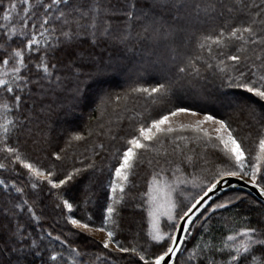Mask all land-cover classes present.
Returning <instances> with one entry per match:
<instances>
[{
	"label": "snow or ice",
	"instance_id": "1",
	"mask_svg": "<svg viewBox=\"0 0 264 264\" xmlns=\"http://www.w3.org/2000/svg\"><path fill=\"white\" fill-rule=\"evenodd\" d=\"M113 73L127 75L123 93L105 86ZM210 87L250 96L225 116L180 95ZM90 97L96 126L54 144L53 113ZM97 158L99 219L90 197L65 195L103 172ZM0 176V264H264V199L232 183L264 198V0H0ZM48 199L70 228L29 229ZM130 200L143 233L122 226Z\"/></svg>",
	"mask_w": 264,
	"mask_h": 264
},
{
	"label": "trees",
	"instance_id": "2",
	"mask_svg": "<svg viewBox=\"0 0 264 264\" xmlns=\"http://www.w3.org/2000/svg\"><path fill=\"white\" fill-rule=\"evenodd\" d=\"M144 80L148 83L152 82V77L150 74H145ZM105 86L109 91L114 93H123L129 86V79L127 75L122 74H110L106 79ZM224 93H227L226 95ZM183 96L186 103H192L194 105L203 106L209 110H212L221 115H233L236 112V105L232 103L233 100L248 97L250 94L243 93L242 90H218L215 88H207L201 97H193L191 93L185 95L183 92L180 93ZM256 98H252L249 102L255 101ZM136 105L139 110L144 111L152 110V106L145 99L140 98L136 101ZM258 106V105H257ZM95 105L92 103L91 97L89 100L82 104L76 111L65 114L64 112H56L50 118L51 122V132L50 136L54 144H58L60 147H63L64 140L74 131H80L86 134L87 128L89 126L95 127L99 116V113L95 110ZM147 114V113H146ZM114 127L116 125L115 114L112 116ZM124 127H127V121H124ZM123 134V132H121ZM90 141L88 143H81L78 146L74 147V151L77 159H82L84 156L90 155V152H86L85 149H88L90 146ZM83 154V155H82ZM97 168H103L101 171H93L89 169L84 172L82 175L75 178L74 181L70 182V185L65 191V195L68 198H71L77 204H80L86 197L91 198V202L88 204V210L92 212L97 219H99L100 212L102 207L106 205V189L103 186L107 183L108 180V171L106 167V160L97 158ZM72 160L69 159L65 162L64 167H70ZM79 166V165H77ZM145 170H140L137 182L142 186L143 177ZM0 178H3L0 176ZM135 191V190H134ZM229 193L233 190L229 189ZM235 191H242L243 193L248 194L252 199H255L250 193L242 189H235ZM48 207L45 209L40 225L35 223L29 225V229H35L36 231L40 230L42 226L44 229L50 230V225H53L56 220H59L61 228H70V225H66L63 219L57 214L56 211H53L52 205L54 199H48L44 201ZM138 201L130 200L127 206L121 209V223L125 231L131 232H141L146 229V218L141 210L136 207ZM254 207V206H253ZM82 212H78L77 215H82ZM137 221V225L132 227V223ZM77 243L81 246H86L90 251H97L96 246L90 242L89 239H86L84 236H81Z\"/></svg>",
	"mask_w": 264,
	"mask_h": 264
},
{
	"label": "water",
	"instance_id": "3",
	"mask_svg": "<svg viewBox=\"0 0 264 264\" xmlns=\"http://www.w3.org/2000/svg\"><path fill=\"white\" fill-rule=\"evenodd\" d=\"M232 183L237 185V188H236V189H242V190H244V191H247V192L250 193V194H251L256 200L264 199V198L259 197L258 192H257L255 189H252L250 186L245 187V186L241 185V184H240L237 180H235V179H233Z\"/></svg>",
	"mask_w": 264,
	"mask_h": 264
},
{
	"label": "rangeland",
	"instance_id": "4",
	"mask_svg": "<svg viewBox=\"0 0 264 264\" xmlns=\"http://www.w3.org/2000/svg\"><path fill=\"white\" fill-rule=\"evenodd\" d=\"M183 119H187V118H183ZM137 225V221H135V223H132V227L133 226H136ZM146 228H147V221H146ZM101 238V236L100 235H97L96 237H95V239H100Z\"/></svg>",
	"mask_w": 264,
	"mask_h": 264
}]
</instances>
